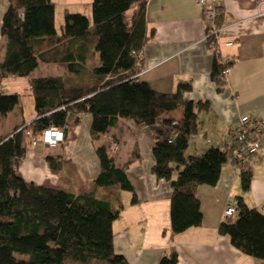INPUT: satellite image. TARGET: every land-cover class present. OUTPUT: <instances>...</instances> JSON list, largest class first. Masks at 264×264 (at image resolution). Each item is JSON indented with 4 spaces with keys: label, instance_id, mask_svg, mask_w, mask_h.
Segmentation results:
<instances>
[{
    "label": "trees",
    "instance_id": "16d2710c",
    "mask_svg": "<svg viewBox=\"0 0 264 264\" xmlns=\"http://www.w3.org/2000/svg\"><path fill=\"white\" fill-rule=\"evenodd\" d=\"M8 2L1 27L5 53L0 83L28 79L36 118L0 135V264H129L114 251L113 223L123 210L118 199L98 197L95 189L75 194L36 186L17 174L33 138L41 139L51 127L67 131L79 125L83 115L92 118L94 142L120 119L147 128L154 140L152 173L172 187V236L199 227L203 215L197 189L215 186L229 157L220 146L199 157L186 155L190 140L200 131L198 111L207 108L206 103L184 98L189 85L165 94L138 79L144 71L141 54L154 37L146 19L148 0H93L92 24L86 15L66 11L61 33L53 0ZM213 42L209 38L210 46ZM95 53L99 66L90 67ZM40 62L58 64L69 76L33 78ZM225 67L215 49L211 77L220 91L226 84ZM19 98L0 89V119L16 108ZM177 110L180 116H173ZM111 145H96L100 172L94 186L130 192L135 205L138 200L127 172L141 161L139 148L134 146L130 159L117 165ZM47 161L53 170H61V156ZM240 176L243 190L248 191L251 166L241 165ZM219 233L229 236L245 255L264 262V213L248 207L242 198L237 214L221 223ZM158 264H179L177 250L171 248Z\"/></svg>",
    "mask_w": 264,
    "mask_h": 264
},
{
    "label": "crops",
    "instance_id": "0c3cea01",
    "mask_svg": "<svg viewBox=\"0 0 264 264\" xmlns=\"http://www.w3.org/2000/svg\"><path fill=\"white\" fill-rule=\"evenodd\" d=\"M53 2L57 19L59 9L64 10V15L68 11L88 16L89 13L81 10L85 7L90 10L93 0ZM8 7V0H0V62L5 53L2 20ZM220 14L216 50L232 68L221 91L211 77L215 49L208 44V21L196 0H148L147 3L148 29L154 30V37L141 54L144 71L138 79L165 94L175 93L181 85H189L191 90L184 98L207 104V108L198 111L200 131L190 140L187 156H202L209 148L226 142L241 116L264 118V0H222ZM228 42L233 45L227 46ZM43 64L63 68L55 63ZM36 71L33 78H38ZM64 71L65 75L52 76H69ZM5 82L9 87L3 85ZM21 83L29 84L28 79L14 82L10 78L2 80L0 87L7 94L22 97L23 93L17 89ZM19 107L22 109L23 104ZM81 118L79 125L67 129L64 142L56 146L38 144L32 147L17 170L18 176L36 186L75 194L95 189L98 197L118 199L123 210L113 223L114 251L129 264H158L171 248L177 250L179 264H264L242 253L232 245L229 236L219 233L226 205L234 199L242 198L248 207L264 213V140L257 155L238 163H227L215 186L198 187L202 224L173 237L172 187L169 181L158 180L152 173L155 161L151 132L147 128H137L132 121L120 119L94 142L91 116ZM15 120V126L30 123L20 116ZM8 133L0 130V135ZM105 143L118 147L117 152L111 153L117 165L126 163L134 146H138L142 159L127 172L137 204L131 203L133 195L130 192L115 187L95 188L94 180L100 172L96 145ZM51 156L62 157L60 171L50 167L47 158ZM243 164L250 165L252 170L248 191H244L241 184Z\"/></svg>",
    "mask_w": 264,
    "mask_h": 264
},
{
    "label": "built area",
    "instance_id": "2783aa9c",
    "mask_svg": "<svg viewBox=\"0 0 264 264\" xmlns=\"http://www.w3.org/2000/svg\"><path fill=\"white\" fill-rule=\"evenodd\" d=\"M199 7L202 8L204 17L208 21V37H213L214 42L211 45L214 49L218 50V33L219 25L218 19L221 12L222 0H196ZM227 46L233 45V42H228ZM226 67L222 74V80L227 81L228 77L232 73V68L227 61L223 60ZM0 89H2L0 87ZM26 135L29 136L31 132L25 131ZM65 128L51 127L45 133L41 139L33 138L32 145L35 147L38 144L46 146H56L59 143L64 142L65 139ZM264 140V118L253 119L248 115L241 116L233 129L230 138L220 144L221 150L227 153L229 162H234L235 159H247L258 154L261 149L262 141ZM117 146H113L112 150L116 152ZM238 199H234L227 203L224 210V220L230 219L237 214Z\"/></svg>",
    "mask_w": 264,
    "mask_h": 264
},
{
    "label": "rangeland",
    "instance_id": "374dc122",
    "mask_svg": "<svg viewBox=\"0 0 264 264\" xmlns=\"http://www.w3.org/2000/svg\"><path fill=\"white\" fill-rule=\"evenodd\" d=\"M81 11L82 13H89L87 17L89 18L92 24L91 7H90V10H88V8L85 7V9ZM63 13H64V10L59 9V13L56 19V29L58 33H61V26L64 24V16H63L64 14ZM90 39L92 40L93 37H90ZM95 54L96 55H94V61L89 64L90 67H92V65L94 67L99 66V55L97 53ZM64 70H65L64 68H60L56 65L48 66L42 63L41 67L36 71L35 75L40 78L49 77L52 75H65V73H63ZM64 72H67V71L65 70ZM87 75H88V72H85L84 76H87ZM12 79L14 82L19 81V78H16V77ZM3 85L9 87V84L7 82H5ZM17 89H19L23 93L22 97L19 98L20 99L19 104L22 103L23 108L21 109L18 104L16 108L12 112H10L6 117H3L2 119H0V130H2V133H8V131H13L15 129L16 127L15 118L17 116L24 117L25 119H27V121H30V122L36 118V109H35L33 97L30 96L29 84L27 85L25 83L24 84L21 83L17 86ZM7 90H10V88H7ZM180 112H181L180 110H177L173 112L172 115L179 116ZM112 153H115V152L112 150Z\"/></svg>",
    "mask_w": 264,
    "mask_h": 264
}]
</instances>
